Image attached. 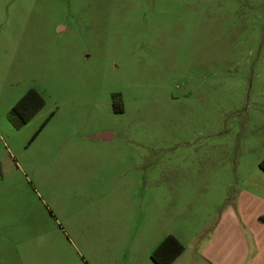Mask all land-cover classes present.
<instances>
[{
    "label": "rangeland",
    "instance_id": "obj_1",
    "mask_svg": "<svg viewBox=\"0 0 264 264\" xmlns=\"http://www.w3.org/2000/svg\"><path fill=\"white\" fill-rule=\"evenodd\" d=\"M263 158L264 0H0V264H211Z\"/></svg>",
    "mask_w": 264,
    "mask_h": 264
},
{
    "label": "crops",
    "instance_id": "obj_2",
    "mask_svg": "<svg viewBox=\"0 0 264 264\" xmlns=\"http://www.w3.org/2000/svg\"><path fill=\"white\" fill-rule=\"evenodd\" d=\"M240 201L236 199L233 209L227 207L223 211L212 238L201 248L199 254L205 261L220 264V261L228 262L231 257L236 259L235 264H264V211L246 210ZM241 229L246 230L250 239L241 233ZM180 257L181 254L172 264L181 261Z\"/></svg>",
    "mask_w": 264,
    "mask_h": 264
},
{
    "label": "trees",
    "instance_id": "obj_3",
    "mask_svg": "<svg viewBox=\"0 0 264 264\" xmlns=\"http://www.w3.org/2000/svg\"><path fill=\"white\" fill-rule=\"evenodd\" d=\"M44 105L42 97L35 91L29 90L23 95L8 113V121L15 129L23 127ZM264 173V158L259 163ZM183 246L172 235L166 236L153 250L150 260L154 264H172L182 253Z\"/></svg>",
    "mask_w": 264,
    "mask_h": 264
},
{
    "label": "water",
    "instance_id": "obj_4",
    "mask_svg": "<svg viewBox=\"0 0 264 264\" xmlns=\"http://www.w3.org/2000/svg\"><path fill=\"white\" fill-rule=\"evenodd\" d=\"M111 138V134L109 132H103L95 137H93V140H101V139H105V140H110Z\"/></svg>",
    "mask_w": 264,
    "mask_h": 264
}]
</instances>
